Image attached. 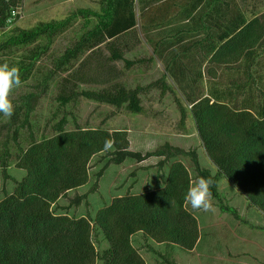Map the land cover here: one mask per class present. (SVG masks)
Masks as SVG:
<instances>
[{"label": "trees", "instance_id": "1", "mask_svg": "<svg viewBox=\"0 0 264 264\" xmlns=\"http://www.w3.org/2000/svg\"><path fill=\"white\" fill-rule=\"evenodd\" d=\"M22 4L0 0V30H9L0 42V63L19 67L21 85L39 79L32 91L12 99L10 119L0 113V264H146L133 242L138 236L141 249L158 264H181L174 253L197 249L206 224L185 199L195 182L181 161L172 162L157 189L114 197L95 216L56 211L61 199L89 182L90 163L102 153L116 166L157 158L160 169L188 156L198 179L214 178L212 203L221 213L264 231V15L249 19L236 0H99L98 7L75 9L63 19L11 29L20 14L12 24L8 19ZM78 22L76 39L49 66L42 65L55 41ZM144 42L153 55L126 57ZM156 60L164 69L159 79L134 87L121 81L124 72L117 63L127 72H146ZM182 67L193 69V86L179 84ZM204 75L209 78L205 89ZM168 78L190 105L188 111L176 100L180 123L185 127L192 115L215 173L200 165L196 151L169 143L146 154L133 151L128 129L82 126L66 110L86 99L143 114L142 97L154 90L161 97L175 93ZM53 84L58 90L53 118L62 117L39 137L33 118ZM109 138L116 141L114 150L104 152ZM106 169L97 174L91 192L98 191ZM12 171L22 177L17 180ZM222 180L225 189L219 186ZM239 197L241 209L235 203ZM86 200L88 193L72 203Z\"/></svg>", "mask_w": 264, "mask_h": 264}, {"label": "rangeland", "instance_id": "2", "mask_svg": "<svg viewBox=\"0 0 264 264\" xmlns=\"http://www.w3.org/2000/svg\"><path fill=\"white\" fill-rule=\"evenodd\" d=\"M98 1L75 0L69 3L67 0H23L20 18L11 29L15 27L27 29L35 26L40 21L63 19L75 9L98 7ZM236 1L239 5H242L249 19L264 13V0ZM80 25L81 22H78L74 28L55 41L49 56L42 61V65L49 66L53 57L63 53L65 48L76 39L78 32H80ZM137 32L142 35L141 24H138ZM8 33L9 30H0V42L5 39ZM148 47L145 42L143 45L139 44V47L127 54L126 57L130 59L145 57L150 53ZM104 53L107 54L106 51ZM116 66L124 72V77L121 81L131 87L137 84L146 85L158 79L162 71L161 65H154L146 72L142 68H135L127 72L124 70L123 63L120 62ZM38 79V77L34 78L19 88H15L11 99L17 100L23 94L32 91ZM170 84L175 90L173 94L161 97L160 92L154 90L142 97V103L145 108L143 114H132L124 108L117 110L111 106L98 104L86 99H80L75 105H70L66 110L73 112L82 126L128 129L133 151L146 154L155 151L165 143L188 151H196L200 165L215 173V169L207 157L199 138L192 115H188L185 127L181 125V113L176 100L178 99L188 111H190V105L172 80H170ZM55 85H52L48 96L40 101L33 118L34 129L39 137L50 133V127L62 117L61 113L56 118H53V114L58 108L56 99L58 90ZM97 87L94 85H83L82 89L96 90ZM72 127L73 125L70 124L69 128ZM1 137L2 135H0V146ZM159 160L150 158L142 163L128 160L124 165L116 166L109 165V157L106 153L97 155L90 163L89 182L84 187L69 192L65 199H61L55 207L56 211L76 218L86 215L95 216L96 212L108 205L114 197L126 194H141L160 187L164 182L169 166L174 161L183 162L194 182L198 181L195 166L190 157L180 156L173 159L163 169L158 167ZM103 168L107 169L99 180V189L97 192H91L96 183V176ZM12 175L17 180L22 177V174L18 171H12ZM219 186L225 189L228 184L225 180H222ZM86 193H88V200L82 202L79 206L72 203L77 196ZM242 200L240 197L239 200L235 199L239 209H241ZM197 211V213L201 214L206 224V229L202 228L203 239L197 249L191 254H185L181 251L174 253L181 264H264V231L253 230L238 223L231 216L221 213L214 205L209 211ZM240 211L244 212V206H242ZM141 240L142 237L138 236L134 238L133 242L136 247L140 248L146 264H158L151 253H146L144 249H141V245L144 244L143 240Z\"/></svg>", "mask_w": 264, "mask_h": 264}, {"label": "clouds", "instance_id": "3", "mask_svg": "<svg viewBox=\"0 0 264 264\" xmlns=\"http://www.w3.org/2000/svg\"><path fill=\"white\" fill-rule=\"evenodd\" d=\"M22 84L21 71L18 66H10L7 62L0 63V113L5 117L11 118L15 111V106L11 99V95L15 88H19ZM115 139L109 138L104 141L102 151L109 152L114 150ZM215 180L209 176L201 177L195 183L190 185L185 199L194 210L209 211L213 207L212 191Z\"/></svg>", "mask_w": 264, "mask_h": 264}, {"label": "crops", "instance_id": "4", "mask_svg": "<svg viewBox=\"0 0 264 264\" xmlns=\"http://www.w3.org/2000/svg\"><path fill=\"white\" fill-rule=\"evenodd\" d=\"M72 1H75V0H67V2H72ZM155 5H157V4H154V6ZM262 13H260L259 15H255V16H257V17H262L263 15H264V13L261 15ZM138 15V14H137ZM254 16V17H255ZM220 29H222V27L220 28ZM149 48V47H148ZM150 49V48H149ZM149 56H151V55H153L152 54V51H151V49H150V53L148 54ZM185 60H182V62H184ZM189 61H187V63H188ZM155 65H161V69H162V71H161V74H160V76L164 73V69H163V66H162V62L160 61V60H156V64ZM191 69L192 68H190V67H188V68H185V67H182L181 69H180V75H177L178 76V78L181 80L180 82L181 83H179L180 85H182V86H193V80H192V77H191V74L189 73L190 71H191ZM193 70V69H192ZM202 70V72L204 73V74H207L206 73V68H205V66L201 69ZM218 71V73H223L224 71V69L223 68H218L217 69ZM207 71H210V70H207ZM144 72V71H143ZM181 73H182V75H181ZM183 73H185L186 75H184ZM182 76V77H181ZM204 77H205V83H204V85L205 86H208L209 84H208V76L207 75H204ZM160 77H158V79H159ZM170 78H168V82H169V84H170ZM171 85V84H170ZM69 194V193H68ZM239 223V222H238Z\"/></svg>", "mask_w": 264, "mask_h": 264}, {"label": "built area", "instance_id": "5", "mask_svg": "<svg viewBox=\"0 0 264 264\" xmlns=\"http://www.w3.org/2000/svg\"><path fill=\"white\" fill-rule=\"evenodd\" d=\"M20 10H21V8H19V9H17V10H14V11L12 12V18L8 19V24H12V23H13L14 18H15L18 14H20Z\"/></svg>", "mask_w": 264, "mask_h": 264}]
</instances>
